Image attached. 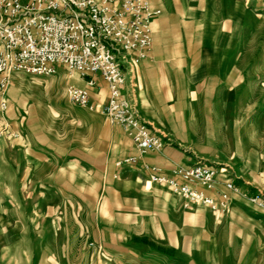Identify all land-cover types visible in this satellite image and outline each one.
<instances>
[{"label": "crops", "instance_id": "crops-1", "mask_svg": "<svg viewBox=\"0 0 264 264\" xmlns=\"http://www.w3.org/2000/svg\"><path fill=\"white\" fill-rule=\"evenodd\" d=\"M147 1L159 12L148 57L123 52L117 61L120 96L163 141L159 153L140 154L101 113L109 91L99 75L63 65L47 77L0 74L9 81L0 111V264H264L260 210L230 195L228 211L213 212L151 184L143 167L172 178L175 166L201 163L220 170L215 190L190 186L205 197L219 201L228 181L241 195H264L262 148L242 142L230 118L243 91L240 1ZM71 86L97 109L72 104Z\"/></svg>", "mask_w": 264, "mask_h": 264}, {"label": "built area", "instance_id": "built-area-1", "mask_svg": "<svg viewBox=\"0 0 264 264\" xmlns=\"http://www.w3.org/2000/svg\"><path fill=\"white\" fill-rule=\"evenodd\" d=\"M152 12L147 0H0V74L17 72L47 77L63 65L68 72L81 77L99 75L106 83L109 99L100 108L105 118L124 129L140 154L159 153L164 143L150 134L147 126L134 114L129 101L122 99L120 89L125 75L117 61L123 52H137L135 62L146 59L152 46ZM9 85L0 78V111L6 109L3 94ZM68 100L81 108L95 111L86 90L68 87ZM133 161L132 159L126 162ZM149 182L165 186L186 202H197L211 211L226 212L231 196H242L264 214V195H241L232 182L224 183L219 201L205 197L190 188L201 186L215 190L220 170L201 163L175 166L172 178L160 170L144 165Z\"/></svg>", "mask_w": 264, "mask_h": 264}, {"label": "rangeland", "instance_id": "rangeland-1", "mask_svg": "<svg viewBox=\"0 0 264 264\" xmlns=\"http://www.w3.org/2000/svg\"><path fill=\"white\" fill-rule=\"evenodd\" d=\"M239 1L238 18L243 19L244 24L238 30L237 45L241 56L239 66L244 71L238 75V81L243 84V91L237 105L230 108V118H234L238 130L245 132V139L240 138L242 142L258 144L262 148L264 164V0ZM241 2H244L243 8ZM231 8L232 5L228 10L230 33L233 32Z\"/></svg>", "mask_w": 264, "mask_h": 264}]
</instances>
